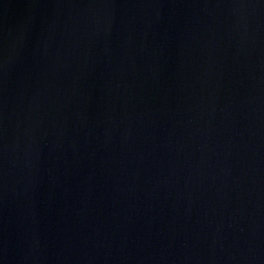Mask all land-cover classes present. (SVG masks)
<instances>
[{"label": "water", "instance_id": "obj_1", "mask_svg": "<svg viewBox=\"0 0 264 264\" xmlns=\"http://www.w3.org/2000/svg\"><path fill=\"white\" fill-rule=\"evenodd\" d=\"M0 264H264V0H0Z\"/></svg>", "mask_w": 264, "mask_h": 264}]
</instances>
